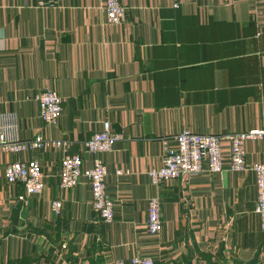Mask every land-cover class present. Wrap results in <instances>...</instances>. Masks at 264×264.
<instances>
[{
  "label": "crops",
  "instance_id": "0c3cea01",
  "mask_svg": "<svg viewBox=\"0 0 264 264\" xmlns=\"http://www.w3.org/2000/svg\"><path fill=\"white\" fill-rule=\"evenodd\" d=\"M125 21L105 19L103 0H0V134L9 142L63 140L69 155L105 120L123 137L100 156L114 205L108 225L78 178L58 190L59 152L0 153V264H264L252 173L199 174L152 187L161 140L186 129L224 137L264 127V0H119ZM61 99L53 126L37 119L36 93ZM222 143V162L229 159ZM247 164L264 142H245ZM36 161L43 189L23 205L3 168ZM120 171L121 175L116 172ZM161 204L162 229L145 231L146 200ZM58 200L53 217L49 203Z\"/></svg>",
  "mask_w": 264,
  "mask_h": 264
},
{
  "label": "built area",
  "instance_id": "2783aa9c",
  "mask_svg": "<svg viewBox=\"0 0 264 264\" xmlns=\"http://www.w3.org/2000/svg\"><path fill=\"white\" fill-rule=\"evenodd\" d=\"M61 0H35L38 7L55 8L60 6ZM105 19L112 25H119L125 21L126 9L119 0H103ZM37 106V119L45 126H53L61 112V99L52 91L43 90L35 94L32 100ZM109 121L105 120L101 132L93 133L84 143L83 154L90 155L91 165L83 169L82 156L66 153L67 145L63 140H44L36 135L31 140L9 142L0 134V153L11 155L20 152L42 151L45 149L59 152L57 168L58 190L71 189L78 178H84L90 189L92 206L98 220L108 225L114 218V205L106 189L105 178L107 172L100 156L109 152L114 145L122 141ZM161 165L146 173L150 185L158 188L163 184L173 182L182 177L191 178L199 174H219L227 170L231 173H252L255 184L254 214L258 218L259 230L264 234V162L247 164L245 161V142H264V127L257 130L228 134L224 137L215 135L196 134L186 129L179 130L173 135L171 142L161 141ZM229 145V159L222 162V143ZM121 175L120 171L116 172ZM3 178L7 185L18 186L21 195L16 198L25 205L26 199L38 195L43 189L38 162L13 161L3 168ZM146 204L145 231L151 237L159 235L163 222L161 221V204L155 197L148 198ZM50 212L56 218L61 207L58 200L49 203ZM112 264H155L149 257H132L127 263L115 260Z\"/></svg>",
  "mask_w": 264,
  "mask_h": 264
}]
</instances>
